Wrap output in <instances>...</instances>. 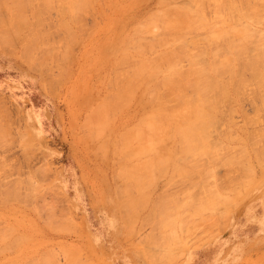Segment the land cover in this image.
Wrapping results in <instances>:
<instances>
[{
	"label": "rangeland",
	"instance_id": "obj_1",
	"mask_svg": "<svg viewBox=\"0 0 264 264\" xmlns=\"http://www.w3.org/2000/svg\"><path fill=\"white\" fill-rule=\"evenodd\" d=\"M238 1L0 0V264H264V0Z\"/></svg>",
	"mask_w": 264,
	"mask_h": 264
},
{
	"label": "bare ground",
	"instance_id": "obj_2",
	"mask_svg": "<svg viewBox=\"0 0 264 264\" xmlns=\"http://www.w3.org/2000/svg\"><path fill=\"white\" fill-rule=\"evenodd\" d=\"M206 1H207V0H206ZM224 1H225V0H224ZM235 1H236V0H235ZM239 1H240V0H239ZM239 1H238V2H239ZM246 1H247V0H246ZM246 1H245V2H246ZM249 1H250V0H249ZM249 1H248V4H249ZM255 1H256V0H255ZM51 2H52V1H51ZM51 2H50V3H51ZM161 2H162V1H161ZM7 3H8V2H7ZM9 3H10V2H9ZM11 3H12V2H11ZM208 3H209V2H208ZM223 3H225V2H223ZM223 3H222V4H223ZM251 3H252V2H251ZM253 3H255V2H253ZM253 3H252V4H253ZM222 4H221V5H222ZM252 4H250V5H252ZM259 4H260V3H259ZM7 5H8V4H7ZM23 5H24V4H23ZM184 5H186V4H184ZM199 5H200V4H199ZM44 6H45V4H44ZM74 6H76V5H74ZM161 6H162V5H161ZM226 6H227V5H226ZM254 6H255V5H254ZM260 6H262V5H260ZM38 7H39V6H38ZM52 7H53V6H52ZM208 7H209V4H208ZM216 7H217V6H216ZM220 7H221V6H220ZM224 7H225V6H224ZM84 8H85V6H84ZM187 8H188V7H187ZM200 8H201V7H200ZM213 8H214V7H213ZM213 8H212V9H213ZM239 8H240V7H239ZM243 8H244V7H243ZM260 8H262V7H260ZM11 9H12V8H11ZM49 9H50V7H49ZM172 9H173V7H172ZM207 9H208V8H207ZM18 10H19V6H18ZM24 10L26 11L25 8H24ZM39 10H40V9H39ZM44 10H46V9H44ZM164 10H165V9H164ZM173 10H174V9H173ZM173 10H172L171 12H173ZM220 10H221V9H220ZM227 10H228V9H227ZM227 10H226V11H227ZM235 10H236V9H235ZM243 10H244V9H243ZM247 10H248V8H247ZM254 10H255V9H254ZM256 10H257V9H256ZM260 10H261V9H260ZM260 10H259V11H260ZM262 10H263V9H262ZM22 11H23V8H22ZM25 11H24V12H25ZM52 11H53V9H52ZM177 11H178V10H176V14H177ZM184 11H185V9H184ZM184 11H183V12H184ZM202 11H203V10H202ZM210 11H211V10H210ZM215 11H216V10H215ZM17 12H18V11H17ZM19 12H21V11H19ZM42 12H43V11H42ZM54 12H55V11H54ZM75 12H76V11H75ZM81 12H82V11H81ZM81 12H80V13H81ZM84 12H85V11H84ZM161 12H162V11H161ZM167 12H168V11H166V13H167ZM198 12H199V11H198ZM222 12H223V11H222ZM224 12H225V11H224ZM250 12H251V9H250ZM162 13H163V12H162ZM174 13H175V12H174ZM174 13H173V14H174ZM178 13H179V12H178ZM194 13H195V12H194ZM39 14H40V13H39ZM82 14H83V13H82ZM196 14H197V13H196ZM251 14H252V13H251ZM57 15H58V14H57ZM74 15H75V14H74ZM167 15H168V14H167ZM188 15H189V14H188ZM194 15H195V14H194ZM194 15H193V16H194ZM223 15H224V13H223ZM244 15H245V13H244ZM249 15H250V14H249ZM261 15H262V14H261ZM37 16H39V15L37 14ZM42 16H43V15H42ZM55 16H56V15H55ZM61 16H62V15H61ZM82 16H83V15H82ZM183 16H184V15H183ZM193 16H192V17H193ZM196 16H197V18L199 19V16H200V15L198 14V15H196ZM210 16H211V15H210ZM224 16H225V15H224ZM253 16H254V15H253ZM168 17H169V16H168ZM170 17H171V15H170ZM181 17H182V16H181ZM178 18H179V17H178ZM178 18H176V19H178ZM214 18H215V17H214ZM248 18H249V17H248ZM74 19H75V18H74ZM74 19H73V20H74ZM185 19H186V18H185ZM185 19H182V18H181V20H184V21H185ZM195 19H196V18H195ZM203 19H204V18H203ZM212 19H213V18H212ZM36 20H37V19H36ZM44 20H45V19H44ZM163 20H164V19H163ZM179 20H180V19H179ZM181 20H180V21H181ZM188 20H189V19H188ZM193 20H194V19H193ZM228 20H229V19H228ZM248 20H249V19H248ZM258 20L260 21V18H259ZM41 21H43V20H41ZM77 21H78V19H77ZM82 21H83V20H82ZM180 21H179V22H180ZM194 21H195V20H194ZM194 21H193V22H194ZM198 21H199V20H198ZM35 22H36V21H35ZM38 22H40V20H38ZM74 22H75V21H74ZM159 22H161V21H159ZM179 22H178V23H179ZM214 22H215V21H214ZM40 23H42V22H40ZM57 23H58V22H57ZM60 23H61V22H60ZM216 23H217V22H216ZM216 23H215V24H216ZM219 23H220V22H219ZM260 23H261V21H260ZM37 24H38V23H37ZM42 24H43V23H42ZM82 24H83V23H82ZM141 24H142V23H141ZM162 24H163V23H162ZM179 24H181V23H179ZM188 24H189V23H188ZM38 25H39V24H38ZM46 25H47V24H46ZM136 25H137V24H136ZM167 25H168V24H167ZM204 25H205V24H204ZM42 26H43V25H42ZM61 26H62V25H61ZM158 26H159V25H158ZM183 26H184V25H183ZM191 26H192V24H191ZM206 26H207V25H206ZM40 27H41V26H40ZM225 27H226V25H225ZM36 28H37V27H36ZM43 28H44V27H43ZM80 28H81V27H80ZM80 28H79V29H80ZM91 28H92V27H91ZM142 28H143V27H142ZM160 28H161V27H160ZM172 28H173V27H172ZM178 28H179V27H178ZM190 28H191V27H190ZM205 28H206V27H205ZM209 28H210V27H209ZM217 28H218V27H217ZM247 28H248V26H247ZM49 29H50V28H49ZM64 29H66V28H64ZM64 29H63V30H64ZM79 29H78V30H79ZM147 29H148V28H147ZM243 29H244V26H243ZM30 30H31V29H30ZM33 30H34V29H33ZM81 30H82V29H81ZM176 30H177V29H176ZM181 30H182V29H181ZM189 30H190V29H189ZM196 30H197V28H196ZM211 30H212V29H211ZM215 30H217V29H215ZM223 30H225V29H223ZM241 30H242V29H241ZM245 30H246V29H245ZM254 30H255V29H254ZM55 31H56V30H55ZM147 31H148V30H147ZM154 31H155V30H154ZM170 31H171V30H170ZM174 31H175V30H174ZM178 31H179V30H178ZM220 31H221V30H220ZM247 31H248V30H247ZM249 31H250V30H249ZM25 32H26V31H25ZM39 32H40V31H39ZM39 32H38V34H39ZM63 32H64V31H63ZM162 32H163V31H162ZM192 32H193V31H192ZM65 33H66V32H65ZM84 33H85V32H84ZM144 33H145V32H144ZM167 33H169V32L167 31ZM171 33H172V32H171ZM175 33H176V32H175ZM180 33H181V32H180ZM220 33H221V32H220ZM241 33H242V32H241ZM246 33H247V32H246ZM40 34H41V33H40ZM159 34H160V33H159ZM161 34H162V33H161ZM218 34H219V33H218ZM71 35H73V34H71ZM170 35H173V34H170ZM178 35H179V34H178ZM189 35H190V34H189ZM222 35H223V34H222ZM252 35H254V33H253ZM38 36H39V35H38ZM49 36H50V35H49ZM133 36H134V35H133ZM201 36H202V35H201ZM217 36H218V35H217ZM224 36H225V35H224ZM240 36H241V35H240ZM254 36H255V35H254ZM64 37H65V36H64ZM68 37H69V36H68ZM182 37H183V36H182ZM244 37H245V36H244ZM244 37H243V38H244ZM249 37H251V36H249ZM259 37H260V36H259ZM40 38H41V37H40ZM72 38H73V37H72ZM74 38H75V37H74ZM188 38H189V37H188ZM213 38H214V37H213ZM218 38H219V36H218ZM9 39H10V38H9ZM45 39H46V38H45ZM47 39H48V38H47ZM62 39H63V38H62ZM69 39H70V38H69ZM163 39H164V38H163ZM163 39H162V40H163ZM165 39H166V38H165ZM167 39H168V38H167ZM169 39L171 40V38H169ZM220 39H221V38H219V40H220ZM227 39H228V38H227ZM230 39H231V38H230ZM42 40H43V39H42ZM52 40H53V39H52ZM140 40H141V39H140ZM221 40H222V39H221ZM236 40H237V39H236ZM245 40H246V39H245ZM245 40H243V41H245ZM252 40H253V39H252ZM261 40H262V39H261ZM155 41H156V40H155ZM159 41H160V40H159ZM164 41L166 42V40H164ZM167 41H168V40H167ZM177 41H178V40H177ZM247 41H248V39H247ZM46 42H48V41H46ZM54 42H55V41H54ZM57 42H58V41H57ZM67 42H68V41H67ZM254 42H255V41H254ZM257 42H258V41H257ZM27 43H28V42H27ZM31 43H32V41H31ZM31 43H30V44H31ZM71 43H72V42H71ZM136 43H137V42H136ZM157 43H158V42H157ZM161 43H162V42H161ZM56 44H57V43H56ZM188 44H189V43H188ZM254 44H255V43H254ZM1 45H2V44H1ZM64 45H65V44H64ZM71 45H72V44H71ZM141 45L143 46V44H141ZM212 45H214V43H213ZM242 45H243V44H242ZM246 45H247V44H246ZM2 46H3V45H2ZM156 46H157V45H156ZM160 46H161V44H160ZM181 46H182V45H181ZM186 46H187V45H186ZM186 46H185V47H186ZM214 46H215V45H214ZM216 46H217V45H216ZM216 46H215V47H216ZM35 47H36V46H35ZM65 47H66V46H65ZM70 47H71V46H70ZM138 47H139V46H138ZM145 47H146V46H145ZM166 47H167V46H166ZM217 47H218V46H217ZM242 47H243V46H242ZM254 47H255V46H254ZM63 48H64V47H63ZM130 48H131V47H130ZM181 48H183V47H181ZM188 48H189V47H188ZM193 48H194V47H193ZM228 48H229V47H228ZM235 48H236V47H235ZM243 48H245V45H244ZM24 49H25V48H24ZM32 49H33V48H32ZM71 49H72V48H71ZM138 49H139V48H138ZM216 49H217V48H216ZM241 49H242V48H241ZM259 49H260V48H259ZM16 50H17V48H16ZM26 50H27V49H26ZM56 50H57V49H56ZM176 50H177V49H176ZM203 50H204V49H203ZM262 50H263V49H262ZM13 51H14V50H13ZM28 51H29V50H28ZM61 51H62V50H61ZM67 51H68V50H67ZM144 51H145V50H144ZM150 51H151V49H150ZM177 51H178V50H177ZM180 51H181V50H180ZM184 51H185V50H184ZM256 51H258V50H256ZM260 51H261V50H260ZM21 52H22V51H21ZM68 52H69V51H68ZM146 52H147V50H146ZM148 52H149V51H148ZM174 52H176V51H174ZM197 52H198V51H197ZM236 52H237V51H236ZM244 52H245V51H244ZM28 53H30V52H28ZM60 53H61V52H60ZM163 53H164V52H163ZM165 53H166V52H165ZM178 53H179V52H178ZM202 53H203V52H202ZM55 54H56V53H55ZM120 54H121V53H120ZM168 54H170V53L168 52ZM171 54H172V53H171ZM185 54H186V53H185ZM187 54H188V53H187ZM187 54H186L185 56H187ZM237 54H238V53H237ZM237 54H236V56H238ZM21 55H22V54H21ZM26 55H27V54H26ZM190 55H191V54H190ZM219 55H220V54H219ZM222 55H223V54H222ZM29 56H30V55H29ZM37 56H38V55H37ZM56 56H57V55H56ZM69 56H70V55H69ZM161 56H162V55H161ZM165 56H168V55H165ZM169 56H170V55H169ZM177 56H178V55H177ZM185 56H184V57H185ZM214 56H215V54H214ZM240 56H241V55H240ZM260 56H261V55H260ZM260 56H259V57H260ZM21 57H22V56H21ZM23 57H24V56H23ZM27 57H28V56H27ZM65 57H66V56H65ZM156 57H157V56H156ZM171 57H172V56H171ZM174 57H175V56H174ZM174 57H173V58H174ZM181 57H182V56H181ZM223 57H224V56H223ZM67 58H68V57H67ZM160 58H161V57H160ZM164 58L166 59V57H164ZM225 58H226V57H225ZM236 58H237V57H236ZM238 58H239V57H238ZM34 59H35V58H34ZM60 59H61V57H60ZM68 59H69V58H68ZM154 59H155V58H154ZM154 59H153V60H154ZM183 59H184V58H183ZM261 59H262V58H261ZM24 60H25V59H24ZM35 60H36V59H35ZM62 60H63V59H62ZM64 60H65V59H64ZM122 60H123V59H122ZM122 60H121V61H122ZM124 60H125V59H124ZM124 60H123V61H124ZM163 60H164V59H163ZM173 60H174V59H173ZM175 60H176V59H175ZM188 60H189V59H188ZM212 60H213V59H212ZM236 60H237V59H236ZM241 60H242V59H241ZM259 60H260V59H259ZM37 61H38V60H37ZM125 61H126V60H125ZM125 61H124V62H125ZM129 61H130V60H127L126 62L128 63ZM170 61H172V60L170 59ZM170 61H168V62H170ZM238 61H239V60H238ZM243 61H244V60H243ZM262 61H263V59H262ZM65 62H66V61H65ZM65 62H64V63H65ZM124 62H122V63L124 64ZM131 62H132V64H133V60H132ZM146 62H147V61H146ZM148 62H149V61H148ZM158 62H161V61H158ZM162 62H163V61H162ZM168 62H167V63H168ZM172 62H173V61H172ZM260 62H261V60H260ZM60 63H61V62H60ZM64 63H63V64H64ZM70 63H71V62H70ZM149 63H150V62H149ZM155 63H156V62H155ZM155 63H154V64H155ZM164 63H165V62H164ZM173 63H174V62H173ZM173 63H172V64H173ZM188 63H189V62H188ZM190 63H191V62H190ZM214 63H215V62H214ZM250 63H251V62H250ZM253 63H254V62H253ZM119 64H120V63H119ZM130 64H131V63H130ZM136 64H137V63H136ZM152 64H153V63H152ZM159 64H160V63H158V65H159ZM161 64H162V63H161ZM169 64H170V63H169ZM174 64H175V63H174ZM192 64H193V63H192ZM219 64H220V63H219ZM254 64H255V63H254ZM257 64H259V63H257ZM263 64H264V63H263ZM166 65H168V64H166ZM188 65H189V64H188ZM196 65H197V64H196ZM221 65H222V64H221ZM224 65H225V64H223V66H224ZM242 65H243V63H242ZM261 65H262V64H261ZM121 66H122V65H121ZM125 66H127V65L125 64ZM130 66H131V65H130ZM164 66H165V65H164ZM237 66H238V64H237ZM116 67H117V66H116ZM119 67H120V66H119ZM122 67H123V66H122ZM132 67H133V66H132ZM137 67H138V66H137ZM183 67H184V65H183ZM226 67H227V66H226ZM248 67H249V65H248ZM117 68H118V67H117ZM150 68H151V67H150ZM163 68H164V67H163ZM227 68H228V67H227ZM250 68H251V66H250ZM255 68H256V67H255ZM255 68H254V69H255ZM262 68H264V67H262ZM129 69H130V68H129ZM188 69H189V68H188ZM188 69H187V71H188ZM220 69H221V68H220ZM231 69H232V68H231ZM248 69H249V68H248ZM252 69H253V68H252ZM254 69H253V70H254ZM256 69H257V68H256ZM115 70H116V69H115ZM115 70H113V71L116 72ZM121 70H122V68H121ZM142 70H144V69H142ZM160 70H161V69H160ZM164 70H165V69H164ZM202 70H203V68H202ZM214 70H215V69H214ZM227 70H228V69H227ZM119 71H120V70H119ZM123 71L125 72V70H123ZM137 71H138V70H137ZM198 71H199V70H198ZM254 71H255V70H254ZM47 72H48V71H47ZM117 72H118V70H117ZM126 72H129V71L127 70ZM134 72H135V71H134ZM134 72L132 71L133 74H134ZM142 72H143V71H142ZM175 72H176V71H175ZM191 72H192V71H191ZM227 72H228V71H227ZM255 72H256V71H255ZM50 73H51V71H50ZM187 73H188V72H187ZM202 73H203V72H202ZM206 73H208V72H206ZM213 73H214V72H213ZM221 73H223V72H221ZM123 74H124V73H123ZM185 74H186V73H185ZM191 74H192V73H191ZM216 74H217V73H216ZM249 74H250V73H249ZM254 74H255V73H254ZM127 75H129V73H128ZM142 75H143V74H142ZM178 75H179V74H178ZM189 75H190V74H189ZM224 75H225V74H224ZM224 75H223V76H224ZM258 75L260 76L261 73L258 74ZM131 76H132V74H131ZM149 76H150V75H149ZM186 76H187V74H186ZM205 76H206V75H205ZM205 76H204V77H205ZM195 77H196V75H195ZM199 77H201V76H199ZM221 77H222V76H221ZM232 77H233V75H232ZM243 77H244V76H243ZM85 78H86V77H85ZM115 78H118V77H113V79H115ZM123 78H124V77H123ZM123 78H122V79H123ZM127 78H128V76H127ZM134 78H135V77H134ZM136 78H137V77H136ZM173 78H174V77H173ZM210 78H211V77H210ZM260 78H261V77H260ZM89 79H90V78H89ZM89 79H88V80H89ZM141 79H142V78H141ZM175 79H176V78H175ZM177 79H178V77H177ZM182 79H184V78H182ZM197 79H199V78L197 77ZM201 79H202V78H201ZM205 79H206V77H205ZM205 79H204V80H205ZM231 79H232V78H231ZM77 80H78V79H77ZM115 80H116V79H115ZM123 80H126V78L123 79ZM171 80H172V79H171ZM178 80H179V79H178ZM194 80H195V78H194ZM241 80H242V79H241ZM252 80H253V79H252ZM261 80H262V79H261ZM111 81H112V80H111ZM113 81H114V80H113ZM130 81H131V80H130ZM165 81H166V80H165ZM199 81H201V80H199ZM206 81H207V80H206ZM210 81H211V80H210ZM239 81H240V80H239ZM259 81H260V80H259ZM109 82H110V81H109ZM121 82H122V81H121ZM195 82H196V80H195ZM203 82H204V81H203ZM207 82H209V81H207ZM112 83H113V82H112ZM117 83H118V82H117ZM139 83H140V82H139ZM160 83H161V82H160ZM166 83H167V82H166ZM169 83H170V82H169ZM177 83H178V82H177ZM189 83H190V82H189ZM191 83H192V81H191ZM201 83H202V81H201ZM239 83H240V82H239ZM258 83H259V82H258ZM108 84H109V83H108ZM110 84H111V83H110ZM128 84H129V83H127V85H128ZM162 84H163V83H162ZM173 84H175V83H173ZM183 84L185 85V83H183ZM193 84H194V83H193ZM205 84H207V83H205ZM243 84H244V83H243ZM250 84H251V83H250ZM259 84H260V83H259ZM261 84H262V83H261ZM261 84H260V85H261ZM131 85H132V84H131ZM166 85H167V84H166ZM168 85H170V84H168ZM168 85L165 86V87H166V88L169 87ZM175 85H176V84H175ZM178 85H179V84H178ZM197 85H198V84H197ZM197 85H196V86H197ZM213 85H214V83H213ZM244 85H245V84H244ZM111 86H112V85H111ZM113 86H114V85H113ZM156 86H157V85H156ZM186 86H187V85H186ZM194 86H195V85H194ZM199 86H200V85H199ZM199 86H198V87H199ZM201 86L203 87L202 84H201ZM209 86H210V85H209ZM241 86H242V85H241ZM109 87H110V86H109ZM123 87H124V86H123ZM123 87H122V88H123ZM129 87H130V86H129ZM145 87H146V86H145ZM157 87H159V86H157ZM162 87H163V86H162ZM172 87H173V85H172ZM175 87H176V86H175ZM175 87H174V88H175ZM178 87H179V86H178ZM184 87H185V86H184ZM192 87H193V86H192ZM221 87H222V86H221ZM251 87H252V86H251ZM111 88H112V87H111ZM127 88H128V87H127ZM138 88H139V87H138ZM166 88H165V89H166ZM169 88H170V87H169ZM174 88H173V89H174ZM179 88H180V87H179ZM182 88H183V87H182ZM185 88H186V87H185ZM194 88H195V87H194ZM242 88H243V87H242ZM246 88H247V87H246ZM158 89H159V88H158ZM197 89H198V88H197ZM200 89H201V87H200ZM259 89H260V88H259ZM136 90H137V89H136ZM166 90H167V89H166ZM168 90H170V89H168ZM171 90H172V89H171ZM175 90H177V89H175ZM203 90H204V89H203ZM215 90H216V89H215ZM238 90H239V89H238ZM155 91H156V90H155ZM179 91H181V90H179ZM185 91H186V90H185ZM193 91H195V93H197V92H196V91H197L196 89L193 90ZM201 91H202V90H201ZM201 91H200V92H201ZM211 91H212V90H211ZM165 92H166V91H165ZM168 92H169V91H168ZM172 92H174V91H172ZM203 92H204V91H203ZM214 92H215V91H214ZM260 92H261V91H260ZM94 93H95V92H94ZM144 93H145V92H144ZM181 93H183V91H182ZM193 93H194V92H193ZM198 93H199V92H198ZM262 93H263V92H262ZM153 94H156V93H153ZM159 94H160V93H159ZM201 94H202V93H201ZM207 94H209V93H207ZM97 95H98V94H97ZM171 95H172V93H171ZM174 95H175V94H174ZM185 95H186V94H185ZM210 95H211V94H210ZM260 95H261V94H260ZM263 95H264V94H263ZM111 96H112V95H111ZM113 96H115V95H113ZM117 96H118V95H117ZM165 96H166V95H165ZM165 96H164V97H165ZM167 96H168V95H167ZM237 96H238V95H237ZM239 96H240V95H239ZM106 97H107V96H106ZM119 97H120V96H119ZM147 97H148V94H147ZM152 97H153V96H152ZM152 97H151V98H152ZM160 97H161V95H160ZM162 97H163V96H162ZM204 97H205V96H204ZM206 97H207V96H206ZM212 97H213V96H212ZM153 98H154V97H153ZM118 99H119V98H118ZM132 99H133V97H132ZM169 99H170V98H169ZM172 99H173V98H172ZM172 99H170V100H172ZM180 99H181V98H180ZM194 99H196V97H195ZM214 99H215V98H214ZM105 100H106V99H105ZM108 100H109V99H108ZM114 100H115V99H114ZM114 100H113V103H114ZM146 100H148V99H146ZM163 100H164V98H163ZM217 100H218V99H217ZM223 100H224V98H223ZM103 101H104V100H103ZM103 101H102V102H103ZM116 101H117V100H116ZM141 101H142V100H141ZM150 101H151V100H150ZM166 101H167V100H166ZM173 101H174V100H173ZM181 101H182V100H181ZM190 101H191V99H190ZM221 101H222V100H221ZM148 102H149V101H148ZM161 102H162V101H161ZM171 102H172V101H171ZM193 102H195V101H193ZM210 102H211V101H210ZM216 102H217V101H216ZM263 102H264V101H263ZM107 103H109V101H108ZM107 103H106V104H107ZM129 103H130V102H129ZM145 103H146V102H145ZM158 103H159V102H158ZM183 103H184V102H183ZM183 103H182V104H183ZM191 103H192V102H191ZM106 104H105V106L108 105V107H109V104H107V105H106ZM194 104H195V103H194ZM211 104H212V103H211ZM163 105H164V104H163ZM180 105H181V104H180ZM191 105H193V104H191ZM198 105H199V104H198ZM219 105H220V104H219ZM102 106H103V105H102ZM119 106H120V105H119ZM177 106H179V105H177ZM184 106H185V105H184ZM205 106H206V105H205ZM220 106H221V105H220ZM169 107H170V106H169ZM179 107H181V106H179ZM211 107H212V106H211ZM99 108H100V106H99ZM117 108H118V106H117ZM161 108H162V107H161ZM167 108H168V107H167ZM172 108H174V106H173ZM189 108H190V111L193 110V107H192V109H191V106H190V105H189ZM97 109H98V108H97ZM112 109H113V107H112ZM114 109H115V108H114ZM162 109H163V108H162ZM174 109H175V108H174ZM180 109H181V108H180ZM210 109H212V108H210ZM259 109H260V108H259ZM102 110H104V109H102ZM164 110H165V107H164ZM176 110H177V108L175 109V111H176ZM111 111H112V110H111ZM118 111H119V110H118ZM153 111H154V110H153ZM167 111H168V110H167ZM170 111H171V109H170ZM179 111H180V110H179ZM187 111H188V110H187ZM187 111H186V112H187ZM196 111H197V110H196ZM200 111H201V110H200ZM232 111H233V110H232ZM106 112H107V110H106ZM164 112H165V111H164ZM177 112H178V111H177ZM181 112H183V111H181ZM192 112H193V111H192ZM205 112H206V111H205ZM102 113H103V112H102ZM109 113H110V112H109ZM167 113H168V112H167ZM173 113H175V112H172V114H173ZM189 113H190V115H191V112H189ZM114 114H115V113H114ZM158 114H159V113H158ZM165 114H166V113H165ZM172 114H171V115H172ZM179 114H180V113H179ZM198 114H199V112H198ZM200 114H201V113H200ZM205 114H206V113H205ZM208 114H209V113H208ZM223 114H224V113H223ZM112 115H113V114H112ZM112 115H111V116H112ZM162 115H163V114H162ZM168 115H170V114H168ZM212 115H213V114H212ZM109 116H110V115H109ZM192 116H193V115H192ZM199 116H200V115H199ZM206 116H207V115H206ZM210 116H211V115H210ZM161 117H162V116H161ZM179 117H180V116H179ZM195 117H196V115H195ZM200 117H201V116H200ZM106 118H107V117H106ZM154 118H155V117H154ZM156 118H157V117H156ZM162 118H164V117H162ZM190 118H191V117H190ZM209 118H210V117H209ZM224 118H225V117H224ZM226 118H227V117H226ZM108 119H109V118H108ZM178 119H179V118H178ZM203 119H204V118H203ZM257 119H258V118H257ZM157 120H158V118H157ZM167 120H168V118H167ZM167 120H166V122H167ZM169 120H170V119H169ZM210 120H212V117L210 118ZM254 120H256V119H254ZM254 120H253V121H254ZM182 121H184V120H182ZM212 121H213V120H212ZM253 121H252V122H253ZM166 122H165V121L163 122V126L166 125V124L164 125V123H166ZM196 122H197V119H196ZM196 122H195V124H196ZM198 122H199V121H198ZM254 122H255V121H254ZM158 123H159V122H158ZM190 123H191V122H190ZM137 124H139V123H137ZM191 124H192V123H191ZM195 124H194V125H195ZM202 124H204V123H202ZM83 125H85V124H83ZM184 125H185V124H184ZM186 125L188 126V123H187V122H186ZM85 126H86V125H85ZM156 126H157V125H156ZM166 126H167V125H166ZM202 126H203V125H202ZM171 127H172V126H171ZM185 127H186V126H185ZM185 127H184V128H185ZM193 127H194V126H193ZM87 128H88V127H87ZM90 128H91V127H90ZM165 128H166V127H165ZM80 129H81V128H80ZM181 129H182V128H181ZM191 129H192V128H191ZM193 129H194V128H193ZM166 130H167V128H166ZM166 130H165V131H166ZM187 130H188V128H187ZM187 130H185V131H187ZM206 130H207V129H206ZM129 131H130V130H129ZM165 131H164V132H165ZM168 131H171V130L169 129ZM191 131H192V130H191ZM158 132H159V130H158ZM203 132H204V131H203ZM156 133H157V132H156ZM159 133H160V132H159ZM169 133H170V132H169ZM180 133H182V132H180ZM188 133H189V131H188ZM205 133H206V131H205ZM130 134H131V133H130ZM147 134H148V133H147ZM147 134H146V135H147ZM157 134H158V133H157ZM157 134H156V135H157ZM175 134H176V133H175ZM190 134H191V133H190ZM122 135H123V134H122ZM122 135H121V136H122ZM128 135H129V134H128ZM167 135H168V134H167ZM228 135H229V134H228ZM201 136H202V135H201ZM204 136H205V135H204ZM123 137H126V135L123 136ZM128 137H129V136H128ZM134 137H135V135H134ZM186 137H187V136H186ZM189 137H190V136H189ZM228 137H229V136H228ZM94 138H95V137H94ZM141 138H142V137H141ZM151 138H152V137H151ZM165 138H166V137H165ZM169 138H170V137H169ZM169 138H168V139H169ZM179 138H180V136H179ZM182 138H183V137H182ZM223 138H224V137H223ZM127 139H128V138H127ZM147 139H148V137H147ZM153 139H154V138H153ZM171 139H172V136H171ZM177 139H178V138H177ZM193 139H194V138H193ZM121 140H122V139H121ZM149 140H150V139H149ZM194 140H195V139H194ZM232 140H235V139H232ZM90 141H91V140H90ZM90 141H89V142H90ZM122 141H124V139H123ZM157 141H158V140H157ZM181 141H182V140H181ZM181 141H180V142H181ZM190 141H191V140H190ZM236 141H238V140H236ZM168 142H169V141H168ZM170 142H171V141H170ZM184 142H185V138H184ZM193 142H194V141H193ZM241 143H242V142H241ZM89 144H90V143H89ZM121 144H122V143H121ZM155 144H156V143H155ZM160 144H161V143H160ZM162 144H164V143H162ZM179 144H180V143H179ZM125 145H126V144H125ZM168 145H169V144H168ZM181 145H184V144H181ZM148 146H149V145H148ZM159 146H160V145H159ZM186 146H187V144H186ZM188 146H190V145H188ZM199 146H200V145H199ZM161 147H162V146H161ZM169 147H170V146H169ZM184 147H185V146H184ZM184 147H183V148H184ZM119 148H120V147H119ZM155 148H156V146H155ZM167 148H168V147H167ZM180 148H181V147H180ZM185 148H186V147H185ZM185 148H184V149H185ZM187 148H188V147H187ZM95 149H96V148H95ZM136 149H137V148H136ZM147 149H148V148H147ZM159 149H160V148H159ZM184 149H183V150H184ZM231 149H232V148H231ZM128 150H129V149H128ZM132 150H133V149H132ZM118 151H119V150H118ZM139 151H140V150H139ZM157 151H158V150H157ZM171 151H172V150H171ZM95 152H96V150H95ZM116 152H117V151H116ZM146 152H147V151H146ZM194 152H195V151H194ZM100 153H101V152H100ZM122 153H123V152H122ZM130 153H131V152H129V156H130ZM151 153H152V152H151ZM94 154H95V153H94ZM159 154H160V153H159ZM165 154H166V153H165ZM165 154H163V155H165ZM179 154H180V153H179ZM100 155H101V154H100ZM107 155H108V154H107ZM126 155H127V154H126ZM183 155H184V154H183ZM127 156H128V155H127ZM135 156H136V154H135ZM151 157H152V156H151ZM166 157H167V156H166ZM168 157H169V156H168ZM176 157H177V156H176ZM182 157H183V156H182ZM102 158H104V157H102ZM162 158H163V157H162ZM164 159H165V158H164ZM177 159H178V158H177ZM182 159H184V158H182ZM201 159H202V158H201ZM144 160H145V159H144ZM147 160H148V159H147ZM153 160H154V159H153ZM176 161H177V160H176ZM197 161H198V160H197ZM185 162H186V161H185ZM115 163H116V162H115ZM117 163H118V162H117ZM177 163H178V162H177ZM137 164H138V163H137ZM156 164H157V163H156ZM166 164H167V163H166ZM190 164H191V163H190ZM131 165H132V164H131ZM131 165H129V167H130ZM133 165H134V164H133ZM188 165H189V164H188ZM135 166H136V165H135ZM140 166H141V165H140ZM127 167H128V166H127ZM131 167H132V166H131ZM133 167H134V166H133ZM135 169H137V168H135ZM141 169H142V167H141ZM114 170H115V169H114ZM210 170H211V169H210ZM132 171L134 172V170H132ZM136 171H137V170H136ZM186 171H189V170H186ZM191 171H192V170H191ZM142 173H143V172H142ZM126 174H127V173H126ZM118 175H119V174H118ZM122 175H123V174H122ZM117 177H118V176H117ZM123 177H125V176H123ZM123 177H122V178H123ZM136 178H137V177H136ZM163 178H164V177H163ZM185 178H186V177H185ZM118 179H119V177H118ZM145 179H146V178H145ZM145 179H144V180H145ZM151 179H152V178H151ZM181 179H182V178H181ZM128 180H129V179H128ZM133 180H134V178H133ZM191 180H192V179H191ZM208 180H209V179H208ZM136 181H137V180H136ZM141 182H142V181H141ZM146 182H147V181H146ZM132 184H133V183H132ZM198 184H200V183H198ZM123 186H124V185H123ZM129 186H130V184H129ZM134 186H135V183H134ZM136 186H137V185H136ZM136 186H135V187H136ZM146 186H147V184H146ZM139 187H140V186H139ZM142 187H143V186H142ZM170 187H171V186H170ZM206 187H207V186H206ZM154 188H155V187H154ZM118 189H119V188H118ZM140 189H141V188H140ZM140 189H139V190H140ZM194 189H195V188H194ZM128 190H129V188H128ZM129 192H130V191H129ZM138 192H139V191H138ZM120 194H121V193H120ZM176 194H177V193H176ZM121 195H122V194H121ZM141 197H142V196H141ZM148 197H149V196H148ZM196 197H197V196H196ZM146 198H147V197H146ZM181 198H182V197H181ZM118 199H119V198H118ZM120 199H121V198H120ZM175 199H176V198H175ZM209 199H210V198H209ZM133 200H134V199H133ZM162 200H163V199H162ZM164 201H165V200H164ZM204 201H205V200H204ZM209 201H210V200H209ZM123 202H126V201H123ZM128 202H129V201H128ZM144 202H145V201H144ZM147 202H148V201H147ZM212 203H214V202H212ZM126 204H127V203H126ZM137 204H138V203H137ZM161 204H162V202H161ZM165 204H166V203H165ZM179 204H180V203H179ZM135 205H136V204H135ZM148 205H149V204H148ZM167 205H168V204H167ZM169 205H170V204H169ZM206 205H209V203L206 204ZM218 205H219V204H218ZM136 206H137V205H136ZM141 206H142V203H141ZM146 206H147V205H146ZM170 206H171V205H170ZM170 206H169V207H170ZM214 206H216V205H214ZM174 207H175V206H174ZM202 207H203V205H202ZM204 207H207V206H204ZM127 208H128V206H127ZM127 208H126V209H127ZM135 208H136V207H135ZM167 208H168V206H167ZM136 209H137V208H136ZM169 209H170V208H169ZM123 210H124V209H123ZM203 210H204V209H203ZM215 210H216V209H215ZM217 211H218V209H217ZM167 212H168V211H167ZM172 212H173V211H172ZM169 213H171V212H169ZM173 216H174V214H173ZM169 217H170V216H169ZM195 232H196V231H195ZM167 237H169V236H167ZM166 240L169 241L170 239H166ZM165 254H166L165 257L170 258L171 251L168 250L167 253H165Z\"/></svg>",
	"mask_w": 264,
	"mask_h": 264
}]
</instances>
